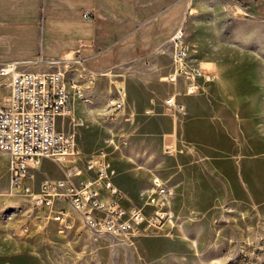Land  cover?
<instances>
[{
  "label": "rangeland",
  "instance_id": "rangeland-1",
  "mask_svg": "<svg viewBox=\"0 0 264 264\" xmlns=\"http://www.w3.org/2000/svg\"><path fill=\"white\" fill-rule=\"evenodd\" d=\"M240 2L247 7L243 9L234 0H34L31 5L19 4L28 12L31 8V16L38 20L39 36H0L3 59L38 53L54 58L63 45H70L74 36H42L50 9H54L51 15L55 18L91 22L99 15L110 23L123 21L124 30L143 18L167 29L179 25L189 58L204 67H212L208 62L215 65V78L196 96L181 98L185 114L178 118L175 152L168 157L162 153L161 144L163 134L170 131V121L161 100L173 86L158 79L169 70L168 34L126 36L121 49H99L90 58L104 54L109 62L104 66L95 62L94 69L116 65L111 69L115 75H110V83L107 77H98L95 93L90 91L92 113L83 104L76 108V117L83 121L73 130L76 150L83 158L104 150L116 183L134 202L135 189L151 172L171 180L181 169L185 192L180 200V224L168 235L147 230L127 241L84 228L73 227L59 234L50 221L29 226L20 234L17 220L5 224L9 218H18L22 207L13 205L19 202L17 197L5 193L7 158L0 155V264H264L263 172L260 177L257 172L254 175L256 182L259 178L262 183L260 188L254 180L249 184V194L234 188L229 192L225 182L230 171L225 153L234 146L228 120L240 126L242 135L237 141L244 144L243 152L250 158L249 168L244 170L248 181L254 179L253 161L257 166L252 159L264 146V0ZM67 6L75 10L61 12ZM84 11H88L87 17L82 16ZM6 15L1 11L0 19ZM3 28L0 25V32ZM159 45L161 49L155 50ZM147 80L154 84L156 94L150 92ZM1 82L0 96L5 93ZM225 82L228 88H219ZM113 85L124 88L123 107L114 121L113 115H105L104 120L101 109ZM200 97L206 103L201 106L200 122L194 125L190 119ZM109 133L116 144L121 139L125 142H119L116 149L106 147L104 139ZM189 141L223 155L214 167L206 168L198 158L197 162L186 158L185 152L192 147ZM56 167L51 161H42L40 170L56 175ZM218 178L223 184L211 183L219 182ZM190 189L196 191L189 194Z\"/></svg>",
  "mask_w": 264,
  "mask_h": 264
},
{
  "label": "built area",
  "instance_id": "built-area-1",
  "mask_svg": "<svg viewBox=\"0 0 264 264\" xmlns=\"http://www.w3.org/2000/svg\"><path fill=\"white\" fill-rule=\"evenodd\" d=\"M88 11L82 12L83 17ZM169 47V71L159 76L161 82L182 81L185 95H195L202 84L215 78V71L204 67L197 59L185 63L186 45L180 27L166 39ZM85 44L79 40L76 48L62 51L57 57L40 53L20 61L0 60V79L7 88L0 102V152L8 166L5 193L19 199L13 204L22 207L17 220L19 233L29 226L50 221L59 234L74 228H84L93 234H106L119 241H127L147 230L168 235L180 221L175 212L174 191L168 179L151 172L147 181L137 189L138 201L124 205L123 191L113 181L114 168L104 150L85 158L76 150L74 127L83 121L74 115L73 100L83 97L85 90H94L98 77H107L116 65L95 70L86 64L88 57L80 55ZM162 45V44H161ZM161 45L155 50H160ZM36 66V70L23 69ZM23 67V68H21ZM85 72L89 85L77 81V73ZM177 92L165 96L161 103L174 119L185 114L183 104L175 100ZM101 117L113 115V121L123 107L124 88L113 85L105 98ZM92 113L94 106H87ZM59 124L57 125V120ZM67 120L68 128L64 129ZM119 142L109 133L106 147L116 149ZM173 133L162 136L161 150L166 156L175 152ZM42 160L52 161L60 176L52 177L40 171Z\"/></svg>",
  "mask_w": 264,
  "mask_h": 264
},
{
  "label": "crops",
  "instance_id": "crops-1",
  "mask_svg": "<svg viewBox=\"0 0 264 264\" xmlns=\"http://www.w3.org/2000/svg\"><path fill=\"white\" fill-rule=\"evenodd\" d=\"M49 1H50V3L53 2V0H49ZM33 2H34V0H0V12L4 11V13L7 14L6 18L0 19V25L4 26V28L0 32V36H15V37H18V36H23V37L24 36H32V37L33 36H39L38 20L31 16V8H30V11H29L30 13H29L28 10L21 9V6L19 5L21 3H24L26 5L27 4L31 5ZM50 10H51V13H52V10L54 11V9H50ZM74 10L75 9L73 7L69 6V8H68V6H67V7L62 8L61 12L67 14L68 12L74 11ZM51 13H50V17L48 19L47 27H45L42 30V36H74V39L72 42H70V45L69 44L63 45L60 48L59 54L62 51L72 50V49L76 48L78 41L81 40L85 45L80 49V55H82L84 57H88V58L95 55L99 49L104 48V47H108V48L113 47V49H121V47H122L121 41L126 36H162L165 34L166 35L168 34L167 36H169L173 32V30L179 26V25H176L172 28L167 29L165 27H162L159 24H154L152 22L153 21L152 19L143 18L134 26L124 30L123 29V25H124L123 21H119L118 23H115V22L110 23V22H107L103 17H101L99 15H98L97 19H95V20L93 19L90 22V21L73 19L71 17H68V18L62 17V19H59V18H55L54 16H52ZM44 30H45V34L43 35ZM111 44H113V45L110 46ZM101 45H102V47H101ZM30 56L31 57H28V58H32L35 55H30ZM28 58L24 57V58L3 59L0 57V60L1 61H20V60H24V59H28ZM208 63L212 66V67L209 66V68H211L215 71V65L211 64L210 62H208ZM21 68H23V67H21ZM23 69L36 70L37 67L36 66H30V67H26ZM168 71H166V73ZM147 81H148L147 85H151V87H152L150 92L153 94H156V91L153 89L154 84H150L151 80H147ZM96 82H97V80H96ZM96 82H95L94 93H95V89H97V87H98ZM161 83L173 86V91L169 92L168 94L176 92L175 91L176 88L182 90L181 93L177 92V94L175 95V100L177 102H180L181 104H183L185 109H186V107H185L184 103L182 102L181 98L183 96H196L197 95V94L185 95L183 93L184 85H183L182 81H180V80H177L174 84L165 83V82H161ZM1 85L5 88V93H3L0 96V102L7 94V88L4 85V80H2ZM202 85H204V84H202ZM227 85L228 84H226V82L222 83L221 86H219V88H226V87L228 88ZM148 87L150 88V86H148ZM90 94H92V92H90ZM150 100H152V99H150ZM205 103H206L205 98H203V97H200V99L198 98L195 116L191 117V119H190L191 122L194 123V125L196 123L200 122L198 120V116H199L200 111H201V106L205 105ZM161 105H162V103H161ZM78 106H81V105L78 103L73 104V112H74L75 116H79V115H76V112H75L76 108ZM167 116L169 117V121H170V131L167 133L172 132L173 136H174V141H175V139H176L175 138V130H176L178 118L180 116H177L174 119H171V117L168 114H167ZM237 119H238V117H237ZM227 128L231 131V133L233 132L232 133V140L234 141V146L232 148L228 149L227 152L225 153V159H226V161H228V163L230 165L229 177L225 181L226 182V190L230 192L234 188V189H237L238 191H243V192L246 191L247 194H249V190L251 189V188H249V184H251V182L252 183L254 182V180H255L254 175L256 174V172L258 173L257 177H260V172L262 171L263 172V178H264V146L261 150H259L257 152V155H255L254 158L252 159V160L257 161V166H256V163H254V161H253L252 166L255 167V172L253 174L254 179H253V181H248L244 177V170H246V169L248 170L249 164H250V162H249L250 158L248 155H245L243 152L244 151V144L243 143L239 144L237 141L238 136L242 135L241 130H240V126L238 123H235L231 119V120H228ZM233 138H235V139H233ZM189 143L192 145V147H191V149L188 148L187 151L185 152V154L187 156L186 158H190V159H192V161H195V162H197V160L195 158H198V161H202L201 165L206 167V168L207 167H210V168L214 167L216 161H218L219 158L223 155L221 151H211V150L208 151V150L202 148L195 141H189ZM175 146H176V142H175ZM0 155H5V154L0 152ZM168 157H170V156H168ZM42 161H48V160H42ZM41 162H40V165H41ZM197 164H200V163H197ZM54 165H56V164L54 163ZM56 168H58V167H56ZM58 171H59V174H56V175H49L47 173L46 174L48 176L57 177V176H60V174H61L59 169H58ZM182 174L183 173H182L181 169H177L175 171V178L169 180V182L172 184L173 191H174L175 212L177 215L180 214V209H181V203H180L181 201L180 200H182L183 194L185 192V189H184L185 180H184ZM148 177L146 178V181H147ZM218 180H219V178H218ZM113 181L116 184V186L120 188V186L116 183L115 177H113ZM219 182L212 180L211 183H214L216 186L217 185L219 186V184H223L220 180H219ZM255 182H256V180H255ZM260 183H261V181L258 178L257 182H256L258 188H260V185L262 183H264V180L262 181L261 184ZM179 186H181L180 190H178ZM193 191H196V190L190 189L189 194H191ZM135 200L138 201L137 188L135 189ZM130 201H133V199L127 198L126 193H124V198L122 199V203L124 205H126Z\"/></svg>",
  "mask_w": 264,
  "mask_h": 264
},
{
  "label": "bare ground",
  "instance_id": "bare-ground-1",
  "mask_svg": "<svg viewBox=\"0 0 264 264\" xmlns=\"http://www.w3.org/2000/svg\"><path fill=\"white\" fill-rule=\"evenodd\" d=\"M193 62L194 61L192 59H190L188 56L187 46H186L185 63L186 64H193ZM77 81L82 85H89V77L85 72H78L77 73ZM90 91L91 90H85L83 97H75L73 100V104L78 103V104H83L85 106L92 104Z\"/></svg>",
  "mask_w": 264,
  "mask_h": 264
},
{
  "label": "trees",
  "instance_id": "trees-1",
  "mask_svg": "<svg viewBox=\"0 0 264 264\" xmlns=\"http://www.w3.org/2000/svg\"><path fill=\"white\" fill-rule=\"evenodd\" d=\"M235 2L239 3V5L245 9L247 6L245 4H243L242 2H240V0H234ZM99 51V50H98ZM108 56L104 55V54H99V56L97 58H87L86 60V64L91 67V68H95V62H98V65L100 64L101 66H104L105 64H107L109 62V59L106 58Z\"/></svg>",
  "mask_w": 264,
  "mask_h": 264
}]
</instances>
